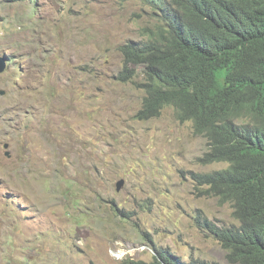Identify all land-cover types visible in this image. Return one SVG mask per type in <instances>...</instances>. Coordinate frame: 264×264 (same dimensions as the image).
Here are the masks:
<instances>
[{
	"label": "rangeland",
	"instance_id": "obj_1",
	"mask_svg": "<svg viewBox=\"0 0 264 264\" xmlns=\"http://www.w3.org/2000/svg\"><path fill=\"white\" fill-rule=\"evenodd\" d=\"M148 9L0 0V264H151L156 247L230 264L196 217L226 226L238 222L234 208L201 195L191 176L228 163L198 162L207 140L171 105L135 117L142 67L134 81L117 79L119 47L154 22Z\"/></svg>",
	"mask_w": 264,
	"mask_h": 264
},
{
	"label": "trees",
	"instance_id": "obj_2",
	"mask_svg": "<svg viewBox=\"0 0 264 264\" xmlns=\"http://www.w3.org/2000/svg\"><path fill=\"white\" fill-rule=\"evenodd\" d=\"M143 1L154 22L119 47L117 79L134 81L142 67L135 117H159L171 105L207 140L198 162L228 163L191 176L201 195L231 203L238 222L218 225L199 210L197 224L230 264H264V0ZM156 250L151 264H206Z\"/></svg>",
	"mask_w": 264,
	"mask_h": 264
},
{
	"label": "water",
	"instance_id": "obj_3",
	"mask_svg": "<svg viewBox=\"0 0 264 264\" xmlns=\"http://www.w3.org/2000/svg\"><path fill=\"white\" fill-rule=\"evenodd\" d=\"M6 59L5 57H0V73L3 72L6 69ZM2 94H4V91L1 92ZM4 147L8 148L9 147V143H5ZM7 155H10V151H6ZM126 183V179L125 178H121L116 182V191L120 192L123 187L125 186Z\"/></svg>",
	"mask_w": 264,
	"mask_h": 264
}]
</instances>
